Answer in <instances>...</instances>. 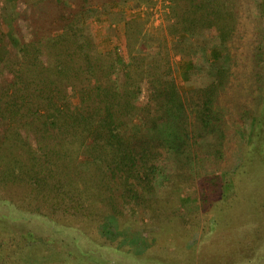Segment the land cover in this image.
<instances>
[{
	"label": "trees",
	"instance_id": "obj_1",
	"mask_svg": "<svg viewBox=\"0 0 264 264\" xmlns=\"http://www.w3.org/2000/svg\"><path fill=\"white\" fill-rule=\"evenodd\" d=\"M167 2L166 31L175 42L166 50L191 63L183 74L193 84L186 93L162 61V46L157 50L137 37L107 53L87 45L81 26L97 11L87 0H45L26 16L28 35L17 15H10V30L3 34L7 41L0 44L1 54L15 52L14 59L0 60V127L5 135L0 192H21L32 202L42 198L55 213L89 219L96 211H110L101 205L105 201L147 205L161 177L171 190H189L203 203L215 196L223 206L218 209V202H212L204 208L210 216L202 221V240L193 238L188 245L191 251L198 247L197 253L189 252V260L201 264L206 254L216 264H226L235 256L244 264L233 236L228 244L224 235L211 239L227 213L228 230L241 218L242 224L261 222L248 228L246 239L264 235V214L252 219L261 202L254 194L242 198L243 188L259 178L253 170L264 171V0H163ZM244 15L253 23L249 33L243 31ZM127 27L130 36L134 25ZM43 46L49 51L46 60ZM210 50L218 51L216 59L207 57ZM131 61L145 87L142 100L131 94L136 84L128 70ZM235 86L250 105L237 113L255 127L241 163L231 169L223 166L228 132L223 98ZM136 119L139 130L134 132L129 125ZM18 152L20 156L14 154ZM81 153L92 158L89 172L75 165ZM231 193L234 201H229ZM236 200L247 201L245 210H238ZM1 201L11 213L10 200ZM189 217L182 218L183 224L193 231L201 226ZM183 232L191 233L189 228Z\"/></svg>",
	"mask_w": 264,
	"mask_h": 264
},
{
	"label": "rangeland",
	"instance_id": "obj_2",
	"mask_svg": "<svg viewBox=\"0 0 264 264\" xmlns=\"http://www.w3.org/2000/svg\"><path fill=\"white\" fill-rule=\"evenodd\" d=\"M44 1L0 0V23L4 18V24L0 25V44L2 41H7L3 34L6 30H10V15H17L15 18L21 25L22 32L28 35L26 16ZM87 1L97 8V11L89 19H85L81 26L84 37H87V45L88 43L94 45L97 53H107L125 47L128 42L132 41V38L137 37L139 43L146 42L148 46L154 48L157 46V50L162 46L161 59L166 63L167 68L171 67L172 77L179 91L186 93L193 88V84L188 83L183 76L184 72L191 68V63L182 59L180 55H175L173 51L168 53L169 51L166 50V46L170 50L172 43L175 42V39L166 31L168 2L152 0L154 3L152 5L151 0ZM256 11L257 5L254 4L253 12ZM129 23L134 25L130 36L127 35ZM252 25L251 20L244 15L242 18L243 31L249 33ZM45 47H42L41 56L44 60L49 53ZM217 55L218 51L210 50L207 57L214 60ZM14 56V51H10L9 54H1L0 51V60L8 57L14 59ZM165 57L169 58V64ZM128 70L136 81L131 94L142 100L145 87L144 84L140 85L136 66L132 61L128 64ZM121 77H124L123 72H121ZM73 101L78 102L77 97ZM223 104L228 127L227 152L223 166H231L230 168L233 169L241 163L255 125H251L248 120H242L241 115L237 113L244 107L250 106L243 90L235 86L234 90L230 91V97L223 98ZM129 126L132 131L137 132L139 121L136 119ZM4 136L3 128L0 127V145L5 139ZM29 140L33 143L32 137H29ZM14 154L20 156L19 152ZM92 163V158L84 153L79 154L75 160L76 167L86 172L92 169ZM1 167L2 162L0 161ZM255 173L259 177L255 178V184L243 188L244 192L242 189V198L247 197L250 200V194H254L255 200L261 202L260 211L254 213L252 219L264 214V171L255 169L253 174ZM216 175H218L217 170ZM156 185V191L151 201L146 202L147 205L136 207L133 204L125 205L121 200L105 201L101 205L104 206V210L110 207V211L106 215L96 211V216L92 215L89 219L82 217L75 219L55 213L51 203L42 198L38 200L33 198V201L38 202H32V199L30 202L20 196L21 192L10 195L0 192V264H200L192 263L188 258L189 252L190 255L197 253L198 247L191 251L188 245L194 241L193 238L198 240L197 242L202 240V225L204 224L202 221L210 216L204 208H210L212 202L215 205L218 202L217 198L214 196V200L210 203L206 201L203 203L198 199L199 195L189 190L182 188V190L174 191L167 185L164 186L161 177L158 178ZM229 197V201H234V194L231 193ZM4 198L9 199V207L14 208L11 213V210L5 208V204L1 201ZM22 201H27L26 203L29 201V204L25 206L23 204L26 203ZM236 204L238 210L242 208L245 210L247 201H237ZM92 205L101 208L98 201H93ZM216 206L221 209V202H218ZM117 210L120 212L119 215L112 213ZM184 216H190L188 219L196 222L200 221L201 226L194 228L193 231L191 226L186 225L187 223L183 224L185 223L182 220ZM233 217L236 218V216ZM228 218L227 213L225 220L220 224L221 228L218 227V231L213 232L211 241L216 242L217 237L224 235L223 240L226 244L227 239L233 236L237 241L238 249L244 253L241 256V258L244 256V264H264V235L259 234L256 237L257 240L246 239L248 228L261 225V222L252 226L253 220L248 224H242L240 218V224L232 226L230 229L232 231L229 232L226 225ZM188 228L191 233L183 232V229ZM225 228L228 230L226 234L223 233ZM185 236L189 241L183 240ZM34 237L36 239L32 240L31 238ZM256 241L259 243H255ZM200 249L204 253V249L201 247ZM81 253L84 255L82 256ZM86 256L87 261H85ZM82 260L85 262H81ZM216 263L217 260L213 262L211 258H207L206 254L205 259L203 256L201 258V264ZM226 264L240 263L233 256L231 259L227 258Z\"/></svg>",
	"mask_w": 264,
	"mask_h": 264
}]
</instances>
